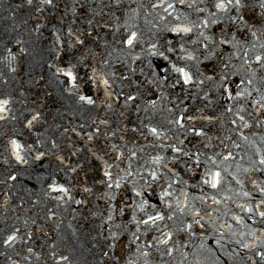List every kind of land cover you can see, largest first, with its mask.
Returning <instances> with one entry per match:
<instances>
[{
	"label": "snow or ice",
	"instance_id": "snow-or-ice-1",
	"mask_svg": "<svg viewBox=\"0 0 264 264\" xmlns=\"http://www.w3.org/2000/svg\"><path fill=\"white\" fill-rule=\"evenodd\" d=\"M121 4L122 0H111V4L104 7L111 12L113 8H120ZM177 4L192 9L198 14L197 19L193 20L187 14L178 13ZM56 6L55 0H19L17 3L9 4L8 8L13 12L30 9L34 13L43 14L47 8ZM77 8L79 15L87 19L88 28L77 26V20L73 19L66 28L55 29L52 32V50L57 58H61V51L66 49H72L74 52L84 50L78 58L79 63H85L89 56L93 58L88 80L96 86L97 91L103 90L104 99L101 100V104L105 108L112 107L113 99L122 98L126 111L134 107L139 113L141 106L136 101L141 96H145V92L152 96L144 100L145 115L143 118L137 117L139 126L130 129L133 134L138 133L139 137L147 142L144 146H138L135 139H126L129 128L123 123L114 130L102 133L101 129L109 126V120L106 118L92 119L91 131H87L84 124L63 129L61 135L69 134L68 147L71 151L68 158L61 153L60 145L57 143L58 138L48 141L51 149L56 150L54 152L56 160L64 166L66 172L76 173L77 169L84 170L81 164L72 166L70 163V157L78 156L81 151L72 142L71 134H75L85 142L88 158L97 162L95 171L99 179L96 183L105 189L98 199L108 202L107 215L98 226L101 231L97 235L103 240L99 264H105L106 259L109 262L113 259L109 250L118 247V242L124 233L130 234L129 244L125 246L129 248L130 256L125 264H152L153 252L159 254L160 264H177L175 253L180 255L179 264H206L209 258L202 257L203 251L211 254L212 264H223L221 256L229 260L238 258L241 264H264V179L251 176L252 173L264 175V0H149L147 7L143 3L138 4V9H142L145 16H152L156 21V23L151 20L146 21L152 24L153 28H159L162 24L161 30L176 34L183 41L178 43L179 54L176 60H172L170 55L166 54L177 53V46H173L172 40H167L164 46L157 42H149L147 49H142L148 56L159 57L166 62L153 65L149 61L147 67L150 75L146 83L152 87L143 92L141 91L144 87L143 83L131 82L129 76L121 74L119 76L121 84L118 85L121 91L114 93L113 85L116 80L114 71H105L96 67L95 58L101 56V53L87 47L89 38L93 37L94 22L100 27L111 28L108 22L100 25L95 19L96 16L103 17L107 13H104L103 9L97 12L88 6V0H73V6L69 10L76 15ZM90 12L91 18H89ZM132 13L133 16L138 15L137 9H132ZM201 13L204 15H199ZM23 23L27 24V21ZM213 25L219 29L218 33L206 31ZM39 29L40 26L37 24L36 31L38 32ZM193 34H195L194 38H192ZM113 36L115 43L121 45L119 49L121 52L128 50L133 63L141 59L140 55L131 53V50L141 42L142 36L135 25L125 26L119 38H116L115 33ZM16 43L21 45V53L27 52L23 47L25 41L17 39ZM188 43L197 47L190 50L185 46ZM6 51L8 55L4 59L9 61V71L15 72L16 69L12 67L11 61H14L16 56L12 54L11 49ZM115 51L116 49L113 48L107 56H101L100 64L109 66L108 57H111ZM234 60L240 61L239 65L233 63ZM202 61L209 62L204 64L206 71H200ZM49 67H55L56 74L66 78L62 81L68 85L65 88L66 92L76 95L78 101L83 104L99 107L92 95L80 94L79 78L74 71L76 64L69 60L65 67L52 64H49ZM153 67L155 70H152ZM193 67L196 68L195 72L192 71ZM130 71L134 73L135 68H130ZM141 71L143 72V69ZM233 77L238 79L234 80ZM125 81H129V87L135 84V92L123 91ZM206 82H212L215 92L219 94L215 101L210 98L212 89L204 88ZM178 87L179 93L166 94L167 89L175 90ZM193 87L197 90L195 93L189 91ZM169 95L172 97L170 100ZM189 98L199 99L203 102V107L197 106L194 110H190L185 103ZM163 101H167L171 106L158 109V102ZM10 104V95L0 96V121L9 119ZM214 104L222 108V112L219 115L207 114L205 109L213 107ZM158 112L167 113L164 120L168 127L164 124L152 123ZM120 116L123 117L124 112H121ZM41 117L40 111H34L30 118L26 119L24 128L31 131L33 126L41 121ZM226 117L230 119H225ZM11 118L16 119L15 116ZM198 121L205 123L198 126ZM217 121L221 126L225 123L230 125L226 129L229 135L223 137L209 135L211 129L207 128V125H213ZM118 133H120L119 143L110 141L105 143L101 140V136L116 137ZM233 134L252 150V156L248 157L247 167L237 163L235 169L230 171L237 155L231 149L241 148V143H237L232 138ZM213 140H217L218 144L214 146ZM44 143L45 141L37 139L34 147L32 143H22L12 136L4 145V152L16 164L28 165L30 160L41 161L48 155V152L38 150ZM129 144L133 147H128ZM220 146H222L220 151H212L213 147ZM148 148L156 154L148 152ZM5 163H8V158H5ZM180 169L183 170L184 175L192 174L189 179H196V183L191 187L198 188L200 195H190L186 190L184 186L188 185V181L183 179ZM241 173L245 174V178L251 184V190H245L246 184L245 180L240 178ZM17 179L16 173H10L6 180H0V183ZM232 182L239 186L234 195H220V198H217L222 189L233 192ZM46 188L44 196L49 199L61 204L74 200L72 188L59 183L55 176L51 177ZM205 188L213 190L216 194L209 195ZM82 191L89 195L93 194V188L86 182L82 185ZM121 192H130V195H120V202L114 207L110 202L116 200ZM154 200L157 202H153ZM197 201L200 207L196 206ZM229 201L238 211L228 207ZM74 202L80 205L87 203V200ZM32 203L37 204L39 200H34ZM221 203L225 206L224 211L221 216L214 217L213 213L220 212V208L212 206H219ZM7 204L8 193L5 192L3 205L0 207ZM128 212L131 216L127 223H111L116 215L124 216ZM92 215L96 216L97 213L94 212ZM55 216L56 213L48 209L46 218L52 220ZM223 216L229 217L239 227L234 228L233 223L223 219ZM182 217H191V219H181ZM177 221H179L178 226H176ZM31 223L35 224L36 221L32 220ZM24 224L27 225L28 220H25ZM257 224L261 227H253ZM106 225H109L107 229L109 234L104 236ZM209 225L212 226L213 231L208 233V236L215 237L220 255H216L210 247L205 249L203 232L207 231ZM196 226L202 230L201 244L189 253L183 250L188 247L187 242L175 240L174 235L175 232L186 233L190 239L196 235L194 231ZM37 231L43 229L38 227ZM149 234H151L150 239H146ZM32 236L31 230L21 233V229L15 226L7 231L0 229V248L3 249L0 251V257L4 258L5 264H22V262L29 264L32 257L37 261L40 260V254L29 246ZM18 243L24 245L21 251L15 248ZM133 245L134 251L131 247ZM228 245L235 247L229 250ZM50 248L54 249L55 245H51ZM241 252L244 253L243 256ZM46 255L53 264H72L68 255L57 254L55 250ZM190 256L191 260H189ZM165 257L169 259L165 260Z\"/></svg>",
	"mask_w": 264,
	"mask_h": 264
},
{
	"label": "water",
	"instance_id": "water-1",
	"mask_svg": "<svg viewBox=\"0 0 264 264\" xmlns=\"http://www.w3.org/2000/svg\"><path fill=\"white\" fill-rule=\"evenodd\" d=\"M19 0H0V96L8 94L11 97L9 119L6 121H0V180H6V177L10 173H16L18 179L16 181H6L0 183V205H3L4 193H8V204L0 207V229L7 231L12 226L19 227L21 233H25L31 230L33 233L32 239L29 241V246L33 247L34 252L40 254V260L37 261L35 257H32L29 264H53V262L47 257L46 253L55 250L57 254L68 255L72 264H99L102 253L103 240L97 235L101 229L98 227L101 221L106 217V209L108 202L106 200L98 199V196L105 191L102 185L96 183L99 179V175L95 171V165L97 162L88 158V154L85 151V142L81 141L75 134H71V140L76 147L80 148L81 151L76 157H70V163L75 166L77 163L83 166V171L77 169L76 173L66 172L64 166L56 160L54 152L56 150L51 149V145L48 141L50 139L58 138L57 143L60 145V150L66 158L69 157L71 149L68 147L69 134L61 135L65 127L71 128L84 124L87 131L92 130L91 121L92 119L106 118L109 120L108 128H102V133L105 131H111L116 129L119 125L126 124L129 128V132L126 134V139H135L138 146H144L147 142L143 138L139 137V134H133L130 129L134 126H139V120L137 117L143 118L145 113L143 112L145 98H152L145 92V96H141L136 103L140 104L141 111L137 113L133 107L131 110H125L123 107L122 98L119 100L113 99L112 107L110 109L105 108L101 104L103 97V90L97 91L96 86L91 84L88 77L91 75V67L93 66V58L88 57L85 63H79L78 58L84 51H75L72 49H66L61 51L60 57L57 58L56 53L52 50L53 47V36L52 32L58 28H66L69 22L73 19L77 20V26L87 29V19L84 16L79 15V8L76 9V15L69 9L73 6V0H55L56 7L47 8L43 14H37L32 12L30 9H24L13 12L8 8L9 4L17 3ZM143 3L146 7L149 4V0H122L120 8H113L111 12L105 5L111 4V0H88V6L94 8L97 12L103 9L107 15L96 16V20L103 25L108 22L111 28L100 27L95 24L93 25V37L89 38L87 47L93 48L94 50L101 53V56H107V53L116 49L109 58V66H102L100 64L101 56L95 58V66L103 68L105 71H114L116 75L115 84L113 85L114 93L121 91L118 85L121 84L119 76L121 74L129 76L131 82H141L144 87L141 91H145L152 86L146 83L147 77L150 75V70L147 67L149 61L155 65L156 63H166L159 57H150L142 49H147L149 42H157L159 45L164 46L167 40H172L173 46H177L176 54L170 55L172 60H176L179 54L178 43L183 42L180 37L176 34H170L167 31L161 30L163 25L159 28H153L152 24L146 21L153 20L152 16H145L142 9H138V4ZM67 5L68 7H65ZM203 7L204 5H200ZM178 13H184L189 15L190 19H197V13L192 9H188L183 5H176ZM7 9V10H6ZM132 9H137L138 15L133 16ZM176 14V13H174ZM203 16L204 14H199ZM92 13H89L91 18ZM35 17V18H32ZM118 18V19H117ZM27 21V24L23 23ZM39 24L40 29L36 31V25ZM127 25H135L136 28L142 33L141 42L131 50L132 55H140L141 59L133 63L128 50L121 52L119 49L121 45L115 43L113 33L116 38L124 32V27ZM119 28V31H117ZM219 32L216 26H211L210 30ZM193 34V37L194 38ZM20 39L25 41L23 47L27 49L26 53H21V45L16 43V40ZM108 42L107 44L105 42ZM99 45V47H97ZM190 50L196 48V45L190 43L185 45ZM6 49H11L12 54L16 56L14 61H11L12 67H15V72L9 71V61L5 60L4 57L8 55ZM163 50V47H162ZM202 59V58H201ZM71 61L76 64L77 67L74 70L78 76L80 94L92 95L97 100L96 106H90L83 104L78 101L76 95H71L65 91L68 86L66 83H62L66 78L62 75L56 74L55 67H49V64L57 67H65L67 61ZM215 60V58H213ZM209 63L208 61H202L200 64V71H206L204 64ZM233 63L239 65L240 61L234 60ZM87 65V66H85ZM130 68H135V72H131ZM143 69V72L141 71ZM152 70H155L153 67ZM192 71L195 72L196 68L193 67ZM207 74V73H206ZM234 80L238 77H233ZM6 81V83H5ZM206 90L212 89L210 92V98L214 101L218 97V93L215 92L212 82H206L204 85ZM91 89V91H88ZM135 84L133 83L129 87V81L123 83V91L125 93L135 92ZM195 93L197 90L193 87L189 90ZM179 93V87L175 90L167 89V93ZM203 93L201 92L200 95ZM255 95V94H254ZM169 95V100L171 99ZM185 103L188 105L190 110H194L195 107H203V102L199 99H187ZM223 103V101H220ZM171 105L167 101L158 102V109H164ZM40 111L42 114L41 121L33 126V129L24 128V123L27 118H30L34 111ZM124 112V116H120V113ZM207 114L219 115L222 112V108H219L216 104L211 108L205 109ZM15 116L16 119L11 117ZM167 116L166 112H158L153 119V124H164L168 127L164 117ZM225 119H230L226 117ZM203 121H198L197 125L204 124ZM230 127L228 124L221 126V123L217 121L213 125H207V128L211 129L209 135L221 137L229 135L226 129ZM79 130V129H78ZM255 130V129H253ZM120 133L116 137L105 138L101 136V140L105 143H119ZM15 136L22 143H32L35 147V141L37 139L45 141L42 147L38 150L48 152V155L43 157L41 161H29L28 165H18L15 161L8 157V154L4 152V145L7 140ZM232 138L241 143L240 149H231L236 155V160L232 162L233 171L236 164L247 167L248 157L252 156V150L247 147L243 142L239 140V137L233 134ZM151 139V138H150ZM195 142V141H194ZM212 144L215 146L218 144L217 140H213ZM90 146V145H89ZM128 147H133L129 144ZM191 147V145H189ZM222 146L213 147L212 151H220ZM148 152L155 155L156 152L151 148L147 149ZM205 151H209L205 149ZM170 154V153H168ZM211 154V152H209ZM5 158H8V163H5ZM125 165H122L124 167ZM135 167V165H134ZM184 180L188 181V185L184 186L190 195H200L198 188H193L191 185L196 183V179H189L192 174L184 175L183 170L180 169ZM87 173V177H85ZM52 176L57 178L59 183H64L66 186L72 188L73 201L67 204H61L58 201L49 199L44 196V192L47 190L46 185L50 182ZM252 178L260 177L264 179V175L260 173H252ZM241 179L245 180V190H251V184L245 178V174L240 175ZM230 179V178H229ZM93 188V194L89 195L82 191V185L85 183ZM233 192H227L224 189L217 195H234L236 189L239 188L235 182L231 185ZM159 191V189H157ZM205 191L209 195L216 193L211 189L205 188ZM55 195V194H53ZM120 195H130V192H121L117 195V199L110 203L115 207L120 202ZM34 200H39V203L33 204ZM75 200H87V203L77 205ZM157 202V201H153ZM131 203V201H129ZM211 203V201H209ZM196 206L200 207L199 202H196ZM213 208L219 207L220 212H214L213 216H221L224 211V204L213 205ZM228 207L232 208L233 211H238L231 201L228 202ZM48 209H52L56 213V216L52 220H48L47 212ZM97 213L93 216L92 213ZM203 215V212L201 213ZM138 215H140L138 213ZM131 213L128 212L124 216L116 215L115 220L112 224H125L130 219ZM225 220H229L233 223L234 228H238L229 217L223 216ZM181 219L190 220L191 217H182ZM28 220V224L25 225L24 221ZM35 220L36 223L32 224L31 221ZM251 223V221H248ZM172 226L171 222H169ZM179 221H177V225ZM42 228L43 231H37V228ZM109 225L105 226L103 232L104 236H107ZM253 227H261V225H253ZM131 228V225H130ZM115 230V229H113ZM175 231V227H174ZM196 235L189 239L186 233L175 232L174 239L179 240L182 243L187 242L188 247L184 248V251L191 253L197 249L201 244V233L202 230L196 226L194 228ZM212 226L207 227V231L203 232V243L205 249L208 247L215 251L216 255H220V251L217 249L215 244V237L208 236V233L212 232ZM47 233V235H45ZM129 233H124L121 236V240L118 242L116 249H110V255L113 259L109 262L105 261V264H125V261L130 256L128 247L129 244ZM95 237V239H93ZM149 234L146 239H150ZM55 245V248H50L51 245ZM95 245V247H93ZM134 251V245L131 246ZM235 245H228V249L231 250ZM17 251H21L24 248L22 243H18L15 246ZM3 249L0 248V251ZM11 251V250H9ZM24 253L22 252V255ZM176 256L177 264H179L180 255L179 253L174 254ZM244 253L241 252V256ZM202 257L209 258L206 260V264H212L210 259L211 254L207 251L202 252ZM15 258V257H14ZM118 258V259H117ZM168 260V257L164 258ZM192 257H189L191 260ZM152 264H160V256L158 253L153 252L151 257ZM223 264H241V261L237 259L229 260L227 257L221 256ZM0 264H5L4 258L0 257ZM23 264V262H22Z\"/></svg>",
	"mask_w": 264,
	"mask_h": 264
}]
</instances>
